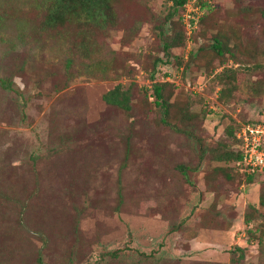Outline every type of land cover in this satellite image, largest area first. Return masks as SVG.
<instances>
[{"label":"rangeland","instance_id":"obj_1","mask_svg":"<svg viewBox=\"0 0 264 264\" xmlns=\"http://www.w3.org/2000/svg\"><path fill=\"white\" fill-rule=\"evenodd\" d=\"M121 1L122 26L106 44L127 70L114 81L80 65L66 74L68 41L33 40V1L0 0V79L12 83L0 86V264H232L237 247L246 264H264V218L244 221L249 206L260 207L264 171L247 185L242 167L202 154L222 143L236 150L228 127L264 123V0H211L197 40L168 56L155 28L171 3ZM136 24V36L125 35ZM182 29L187 36L183 22L173 32ZM221 31L248 49L238 53L243 67L228 104L214 79L220 59L196 56ZM162 77L179 84L171 101L197 116L184 127L201 142L160 123L153 85ZM119 84L133 89L129 114L103 101ZM219 167L232 181L219 172L207 179ZM214 205L227 230L205 225Z\"/></svg>","mask_w":264,"mask_h":264},{"label":"trees","instance_id":"obj_2","mask_svg":"<svg viewBox=\"0 0 264 264\" xmlns=\"http://www.w3.org/2000/svg\"><path fill=\"white\" fill-rule=\"evenodd\" d=\"M33 8L35 9L34 15L32 17L31 27L33 40L38 43L42 39H65L68 41L69 46L66 50V61L64 70L66 74H69L71 70H74L76 65L84 66L85 69H89L92 73L98 74L105 80H118L126 71L125 66H119L117 64L118 55L115 51H112L107 47V39L111 37L113 31L119 30L122 26L120 20V14L118 6L122 2L121 0H32ZM171 3V8L168 15L165 18L164 23L160 24L155 28V34L160 40L164 47L163 52L165 55H170L171 51L175 48H179L184 45L187 39L185 29L179 32H173L174 28L182 23V16L184 13V8L186 5V0H167ZM203 8L206 9V14L201 18L199 23L200 27L205 23L204 19L209 18V15L213 13V5L206 2H201ZM177 15L179 19L176 20ZM135 30L126 29L125 35H130V37H135L140 31V26L135 25ZM173 34L170 38V34ZM264 38V36H263ZM194 40H197V36H193ZM232 35H228L223 31L219 32L213 38L212 45L202 46L198 50L199 61L202 58L207 60L211 58H219L221 65L224 69L222 72L217 74L214 79L222 87L219 92V101L221 103H230V97L233 95L234 91L238 88V73L240 67L243 65L240 58H238V53L241 50H248L247 47L244 48L243 44L239 40H235L234 46H232ZM46 41V40H45ZM262 53L264 54V46L260 47ZM229 54L230 60L236 66V68H228L225 59L226 55ZM228 60V62L230 61ZM191 61H195V57H191ZM202 61V60H201ZM161 63L159 58L153 61V72L157 73V67ZM257 66V65H256ZM260 66V65H258ZM243 67V66H242ZM242 69V68H241ZM128 73L129 70H128ZM168 84L163 82H156L153 85V97L155 98V106L160 112V123L163 126L171 127L176 132L185 135L188 138L196 139L201 142V137H197L193 131L187 130L184 127L186 122L196 121L197 116L193 115L189 111V107H186L180 113L178 103H172V91L174 87L178 85ZM0 86L5 90L12 89L11 81L0 79ZM103 101L108 105L115 107L122 112L127 114L133 111V89L128 87L127 89L122 85H117L113 90L107 92L103 96ZM178 106V108H177ZM177 108V112H175ZM175 114L176 123L171 122L173 115ZM253 122V121H251ZM239 126L234 124L227 128V134L232 144L235 146L236 150H232L229 144H218L217 147H212L203 151V156L210 154L213 157V161L216 163L237 164L242 161V153L238 148V140L236 139V131ZM201 156V158H203ZM180 173L183 177L187 179V171L190 170L188 167L180 166ZM228 169L219 167L207 176V179L214 178L217 176L218 172L222 173L223 176L228 180L232 181V177L227 173ZM245 175V174H244ZM253 182V174L247 176V185ZM211 186L210 183H207ZM216 189L215 187H213ZM212 187L209 189L213 190ZM264 209V188L260 196V207L256 208L249 206L244 217V221L247 226H250L256 221V219L264 218L261 210ZM217 216L220 213L217 212L216 206L214 205L205 214L204 222L205 225L212 219V223L208 226L214 230H227V225L220 226L221 224ZM220 218V217H219ZM218 222V223H217ZM258 232L260 233L257 237L260 245H264V224L258 227ZM251 234L253 232H250ZM257 233V232H255ZM231 257L232 264H246L245 251L242 248H236L233 251ZM116 256L117 254H112Z\"/></svg>","mask_w":264,"mask_h":264},{"label":"built area","instance_id":"obj_3","mask_svg":"<svg viewBox=\"0 0 264 264\" xmlns=\"http://www.w3.org/2000/svg\"><path fill=\"white\" fill-rule=\"evenodd\" d=\"M201 2L212 4L211 0H186L184 13L182 15L183 24L186 26L187 42H192V36L199 29L201 18L206 14V9ZM192 45V43H191ZM156 82L176 83L170 77H162ZM176 85H179L176 83ZM236 139L241 144L242 161L237 165L242 167L248 175L264 171V123L260 120L240 124L236 131Z\"/></svg>","mask_w":264,"mask_h":264}]
</instances>
